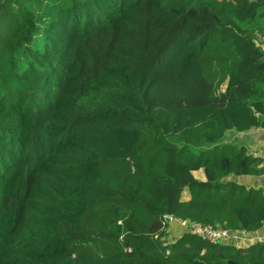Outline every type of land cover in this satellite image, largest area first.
Wrapping results in <instances>:
<instances>
[{"label":"trees","instance_id":"trees-1","mask_svg":"<svg viewBox=\"0 0 264 264\" xmlns=\"http://www.w3.org/2000/svg\"><path fill=\"white\" fill-rule=\"evenodd\" d=\"M263 26L264 0H0V264H264L164 221L264 227L236 180L264 158L227 137L264 130Z\"/></svg>","mask_w":264,"mask_h":264},{"label":"crops","instance_id":"crops-1","mask_svg":"<svg viewBox=\"0 0 264 264\" xmlns=\"http://www.w3.org/2000/svg\"><path fill=\"white\" fill-rule=\"evenodd\" d=\"M257 44L264 51V34L259 35L258 40H257ZM227 137H229V139L233 138V141H235L238 145L247 147L249 152L254 154L255 156L264 158V130L252 129V130H249L246 132H241V133H235L234 132L232 134H228ZM195 175H196V173H195ZM202 175H203V172H202ZM203 178H204V175H203ZM199 180H202V179H199ZM236 180L239 183H243V184L250 186V187H253V188L264 187V174L258 175V176L239 177ZM173 229L177 230L180 234L185 231L178 224H177V226H174ZM242 234H246V233H242ZM247 235L252 237L253 243L258 242V241H262V240L264 241V227L255 233H249ZM178 236L179 235H177V237ZM235 245L241 246V247H247L250 245V243L244 241L243 244L236 243Z\"/></svg>","mask_w":264,"mask_h":264},{"label":"built area","instance_id":"built-area-1","mask_svg":"<svg viewBox=\"0 0 264 264\" xmlns=\"http://www.w3.org/2000/svg\"><path fill=\"white\" fill-rule=\"evenodd\" d=\"M165 225L168 227L171 224H178L185 231L191 232L201 239L210 243H241L244 241L252 244L253 239L247 234L239 232H231L229 230L222 229L220 227H213L210 225H198L188 221H180L172 216H164ZM168 242H172L174 239H167ZM255 243V242H254ZM169 254V252H167Z\"/></svg>","mask_w":264,"mask_h":264},{"label":"rangeland","instance_id":"rangeland-1","mask_svg":"<svg viewBox=\"0 0 264 264\" xmlns=\"http://www.w3.org/2000/svg\"><path fill=\"white\" fill-rule=\"evenodd\" d=\"M233 138H230L229 140H232ZM198 179H204L203 178V175H202V172H196V175H195ZM184 198L187 199L188 198V194L185 193L184 195ZM174 226H177V224H171L168 228V238L169 239H174L177 237V235H180V233L177 231V230H174L173 227Z\"/></svg>","mask_w":264,"mask_h":264}]
</instances>
